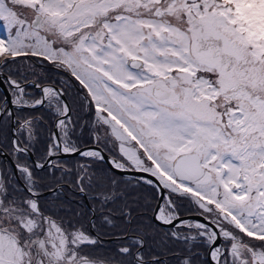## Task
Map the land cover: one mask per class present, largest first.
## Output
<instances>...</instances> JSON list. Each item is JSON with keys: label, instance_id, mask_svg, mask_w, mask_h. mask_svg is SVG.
<instances>
[{"label": "snow or ice", "instance_id": "1", "mask_svg": "<svg viewBox=\"0 0 264 264\" xmlns=\"http://www.w3.org/2000/svg\"><path fill=\"white\" fill-rule=\"evenodd\" d=\"M0 30V264H264V0H0Z\"/></svg>", "mask_w": 264, "mask_h": 264}, {"label": "flooded vegetation", "instance_id": "2", "mask_svg": "<svg viewBox=\"0 0 264 264\" xmlns=\"http://www.w3.org/2000/svg\"><path fill=\"white\" fill-rule=\"evenodd\" d=\"M0 35H2V30H0ZM39 70V69H38ZM42 73L47 75V74H52V70H51V67L50 66H46L43 70H42ZM60 77L63 79L65 78V74L64 73H60ZM73 83H75V81H73ZM32 90V89H30ZM37 92V95H39V92L38 90H35ZM37 114H40L39 112ZM45 121L47 123H50V121H47V117L45 116ZM42 130H43V126H42ZM41 147H43V145H41ZM105 167H107V164L104 165ZM120 175V173H118ZM123 177L126 178L127 180L128 179H131L134 181V179L136 177H138L140 174L138 175H135V174H126V173H122ZM191 214H195V213H192V212H183L182 215H184L186 218H190V219H198L197 217H193L191 216ZM107 241H113L115 244H117V241L114 239V238H105V242L104 244H107Z\"/></svg>", "mask_w": 264, "mask_h": 264}, {"label": "trees", "instance_id": "3", "mask_svg": "<svg viewBox=\"0 0 264 264\" xmlns=\"http://www.w3.org/2000/svg\"><path fill=\"white\" fill-rule=\"evenodd\" d=\"M119 175V174H118ZM124 179H126V178H124ZM127 180V179H126ZM149 200H151V197H149ZM153 203H154V201H153ZM110 229H108V228H105L104 229V231H109ZM104 245H109V246H112V248L111 249H115V247H116V244L113 242V241H107V244H104ZM105 248V247H104ZM106 249V248H105Z\"/></svg>", "mask_w": 264, "mask_h": 264}, {"label": "water", "instance_id": "4", "mask_svg": "<svg viewBox=\"0 0 264 264\" xmlns=\"http://www.w3.org/2000/svg\"><path fill=\"white\" fill-rule=\"evenodd\" d=\"M124 173H127V174H139L138 172H134V171L124 172ZM191 216L199 218L196 214H191Z\"/></svg>", "mask_w": 264, "mask_h": 264}, {"label": "rangeland", "instance_id": "5", "mask_svg": "<svg viewBox=\"0 0 264 264\" xmlns=\"http://www.w3.org/2000/svg\"><path fill=\"white\" fill-rule=\"evenodd\" d=\"M104 247H105L106 249H111V248H112V246H109V245H104Z\"/></svg>", "mask_w": 264, "mask_h": 264}]
</instances>
